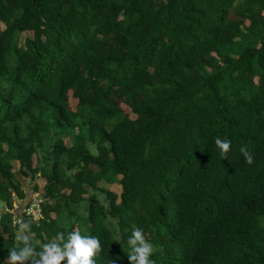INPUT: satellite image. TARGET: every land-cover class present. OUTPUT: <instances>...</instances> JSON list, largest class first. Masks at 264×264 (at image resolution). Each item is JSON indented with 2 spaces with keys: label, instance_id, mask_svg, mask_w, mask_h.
I'll list each match as a JSON object with an SVG mask.
<instances>
[{
  "label": "trees",
  "instance_id": "16d2710c",
  "mask_svg": "<svg viewBox=\"0 0 264 264\" xmlns=\"http://www.w3.org/2000/svg\"><path fill=\"white\" fill-rule=\"evenodd\" d=\"M38 177L42 217L3 213L0 264L21 223L16 264L73 231L135 264V228L154 264H264V0H0V200Z\"/></svg>",
  "mask_w": 264,
  "mask_h": 264
},
{
  "label": "clouds",
  "instance_id": "9594fccd",
  "mask_svg": "<svg viewBox=\"0 0 264 264\" xmlns=\"http://www.w3.org/2000/svg\"><path fill=\"white\" fill-rule=\"evenodd\" d=\"M222 158H227L226 153L229 151L231 142L227 138L221 139L217 137L214 141ZM245 161L248 164L253 162V156L245 147L240 149ZM29 223H21L19 232L16 236L18 241L25 243V247L13 248L9 250V264H16L18 261L26 260L32 253V247L28 245L29 237L22 234L28 229ZM61 237L58 236L57 240ZM128 244L132 245V254L130 259L135 264H154L150 259L153 252L152 245L146 241L141 229H133ZM43 252L39 253L40 260L37 264H61L66 260V264H94L92 257L99 250L100 242L96 237L82 236L78 231L69 233L66 241L61 243H47L42 245ZM114 264V261H111Z\"/></svg>",
  "mask_w": 264,
  "mask_h": 264
},
{
  "label": "rangeland",
  "instance_id": "374dc122",
  "mask_svg": "<svg viewBox=\"0 0 264 264\" xmlns=\"http://www.w3.org/2000/svg\"><path fill=\"white\" fill-rule=\"evenodd\" d=\"M30 36V33L29 32H24L20 35V43L23 45L25 43V39L27 37ZM77 104V100L72 98L71 100V105L73 108H75ZM122 109L124 110L125 113H128L131 115V117H134V113L132 112L131 108L128 107L127 105H122ZM67 143L70 144V138L69 137H66L65 138ZM16 165H18V163L16 162ZM31 182V181H30ZM30 182H27V184H31L33 185L34 183H36V185L38 186V189L33 193L32 196H30V199L25 202L24 204H22L21 201H19L21 204L19 205L17 202L14 204V209H9L1 200H0V208L2 209L3 212H9V213H13L14 215L17 214L18 212L20 211H28L29 213H32L30 212L27 208H28V205L30 204V202H32L34 199H39V196H40V193H43V187L45 185V178L43 177H38L35 181H33L32 183ZM104 186L107 188V189H112V190H115L117 192H120L121 191V186L118 184V183H113V184H104ZM31 187V186H30ZM103 198V196H101V199ZM22 206V207H21ZM17 210V211H16ZM4 215V219L6 218L7 219V216L5 214ZM37 219L40 218L39 215L36 216ZM17 223V222H16ZM15 225V224H14Z\"/></svg>",
  "mask_w": 264,
  "mask_h": 264
},
{
  "label": "built area",
  "instance_id": "2783aa9c",
  "mask_svg": "<svg viewBox=\"0 0 264 264\" xmlns=\"http://www.w3.org/2000/svg\"><path fill=\"white\" fill-rule=\"evenodd\" d=\"M41 201L42 200L39 197V199H34L32 202H30V204L28 205V208L27 209L30 212H32V213H29L28 211H25V210L23 212H26L29 215H33V218L36 219V220H37V218H36L37 215H39L40 218H41L42 217L41 208H40ZM20 223H21V220L20 219H16L15 220V224H20Z\"/></svg>",
  "mask_w": 264,
  "mask_h": 264
},
{
  "label": "crops",
  "instance_id": "0c3cea01",
  "mask_svg": "<svg viewBox=\"0 0 264 264\" xmlns=\"http://www.w3.org/2000/svg\"><path fill=\"white\" fill-rule=\"evenodd\" d=\"M17 200V199H16ZM17 203L20 205L21 203L19 202V200H17ZM23 203V202H22ZM22 207V206H21ZM3 211L2 209L0 208V222H1V218H2V215H3Z\"/></svg>",
  "mask_w": 264,
  "mask_h": 264
}]
</instances>
